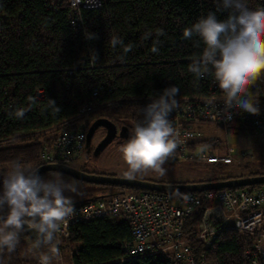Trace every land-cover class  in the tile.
Masks as SVG:
<instances>
[{"label":"trees","instance_id":"1","mask_svg":"<svg viewBox=\"0 0 264 264\" xmlns=\"http://www.w3.org/2000/svg\"><path fill=\"white\" fill-rule=\"evenodd\" d=\"M101 1V8L83 10L82 27L73 28L63 2L50 8L45 0H3L6 23L0 31V87L4 90V95H0V167L14 161L36 168L44 164V146L78 126L75 116L80 106L92 99L95 87H102L100 101L107 103L99 109L100 116L124 123L131 133L135 124L143 120L141 109L165 87L176 86L177 97L196 96L207 94L215 82L212 76L197 80L188 71L191 57L202 51L203 43L197 47V38L185 39L183 31L209 11L216 12L220 19L226 18L227 12L217 11V0ZM247 3L251 9L264 8V0ZM90 33L96 38H86ZM114 37L123 43L112 47L110 40ZM129 45L131 50L124 52ZM154 47L157 52L152 51ZM84 58L86 61L76 68ZM70 68H74L72 73ZM38 89L43 90L42 97L36 94ZM252 95L264 96V81L257 82ZM49 99L55 101L59 112ZM18 111H23V117L16 116ZM85 126L87 130L90 121ZM227 128L236 134L253 131L249 123L238 121L229 122ZM177 162L169 159L167 164ZM227 165L213 164L211 177L201 181L264 174V167L257 168L249 157L239 164L247 173L222 175ZM260 185L231 189L253 190ZM204 207L199 206L186 219L187 235H192L199 225ZM131 239V226L126 219L98 218L74 224L64 248L71 251V264H168L161 256L123 260V244ZM30 241L27 231L21 233L17 249L3 254L4 264H29L23 257L30 249ZM192 244L196 254L203 251L199 241ZM205 256L209 264H242L237 233L230 229L220 232L205 250Z\"/></svg>","mask_w":264,"mask_h":264},{"label":"built area","instance_id":"2","mask_svg":"<svg viewBox=\"0 0 264 264\" xmlns=\"http://www.w3.org/2000/svg\"><path fill=\"white\" fill-rule=\"evenodd\" d=\"M47 6L55 8L58 3L67 6V19L71 27H82V11L101 8V0H45ZM3 0H0V31L6 23ZM86 61L77 62L76 68ZM74 68H70L72 73ZM7 93L9 89H6ZM5 90V91H6ZM40 97L43 90L38 89ZM4 90L0 87V95ZM102 87H95L92 99L86 100L75 118L79 119L75 129L60 133L55 140L44 146L41 159L44 163L74 161L84 152L86 123L93 114L104 108ZM259 98V114L240 109L231 110L229 118L223 111V93L213 82L205 95L177 97L178 107L169 116L177 131L179 144L170 159L193 161L205 164L244 163L248 155L234 146H227L223 153L213 149L219 146L215 136L205 138L194 125L202 122L217 123L228 133L231 121L249 123L256 134L264 135V96ZM2 97V96H1ZM212 101V103H209ZM11 103L10 106H12ZM207 140V142H202ZM205 205L199 225L192 235L185 233V221L196 209ZM75 214L66 228L58 234L59 248L69 238L71 227L98 218H124L130 226L132 239L123 244L126 258L161 256L168 264H209L205 250L210 248L218 234L225 230L237 233L242 249V264H264V183L249 189H213L203 192L171 193L156 190H131L122 188L105 196L75 201ZM199 241L203 251L196 254L193 241ZM39 264V260L37 262Z\"/></svg>","mask_w":264,"mask_h":264},{"label":"clouds","instance_id":"3","mask_svg":"<svg viewBox=\"0 0 264 264\" xmlns=\"http://www.w3.org/2000/svg\"><path fill=\"white\" fill-rule=\"evenodd\" d=\"M217 11L227 12L226 18L209 11L183 31L185 39L197 38V47L203 43L202 51L191 57L188 71L197 80L213 77L223 93V111L229 118L233 109L259 114V98L252 96V88L264 81V8L251 9L247 0H217ZM86 38L96 36L90 33ZM122 43L118 37L110 40L112 47ZM130 50V45L124 47V52ZM178 94L179 89L169 85L141 109L142 122L135 124L129 139L119 148L127 176L150 171L166 174L164 165L179 144V134L169 119L178 107ZM49 100L59 112L55 101ZM23 115V111L16 113L18 118ZM50 175L46 179L39 168L14 161L0 177V264H4L5 252L11 254L17 249L20 234L29 230L35 234L33 251L47 247L38 256L39 264H52L61 256L58 234L74 216V197L81 192L75 178L66 180L60 172Z\"/></svg>","mask_w":264,"mask_h":264},{"label":"rangeland","instance_id":"4","mask_svg":"<svg viewBox=\"0 0 264 264\" xmlns=\"http://www.w3.org/2000/svg\"><path fill=\"white\" fill-rule=\"evenodd\" d=\"M105 114V113H103ZM102 115L101 110H97L90 122L96 117ZM197 132L201 133L205 138H210L215 136L219 139V146L216 151L223 153L227 146H234L240 152H246L248 157L251 158L253 164L257 167H264V135L256 134L254 131H246L244 134H236L233 132H225V129L217 123L213 122H202L194 125ZM105 133L104 127H99L94 135V142L103 136ZM127 140L123 142L116 143L112 141L106 146L102 154L98 158H92L91 155L84 150L81 156L74 160L69 161L70 165L78 168L85 169L87 172L94 174H104V175H116V176H127L125 173L127 171V165L122 158V154L119 148L122 144L126 143ZM11 163L0 167V177L7 173ZM209 164L193 161H179L173 164H165L166 174L164 176H159L154 172H148L146 174L137 175L133 178L150 180L155 182L163 183H186V182H199L204 178L211 177L212 171L210 170ZM58 171H47L41 174L46 179L51 178L50 174H55ZM62 173V172H60ZM247 173V170L241 169L238 163L229 164L222 169V175H240ZM64 174V173H63ZM129 177V176H127ZM64 178L72 179L73 177L64 174ZM79 182V188L81 195L75 196V201H79L87 198H94L99 195L106 194L111 190H116L114 187L101 186L98 184L87 183L76 179ZM66 195H73L72 193H66ZM32 243L30 241V249L23 258H26L30 263L37 264L38 256L40 252H46L47 247H42L41 249L32 250ZM64 241L62 243V248H60L61 256L53 260L52 264H71L70 257L71 251L64 248Z\"/></svg>","mask_w":264,"mask_h":264},{"label":"water","instance_id":"5","mask_svg":"<svg viewBox=\"0 0 264 264\" xmlns=\"http://www.w3.org/2000/svg\"><path fill=\"white\" fill-rule=\"evenodd\" d=\"M107 129L106 135L95 147L96 151H101L109 145L115 137L119 136L123 140H128L130 137V130L127 125H123L118 133L117 125L114 121L107 117L96 118L87 130L86 147L88 149L91 145V139L99 127ZM40 174L47 171H58L70 175L75 179L93 183L98 185H116V186H133L140 187L145 190L165 191L171 193H184V192H203L206 190L223 189V188H239L247 187L250 185L263 184L264 174L253 176H240L232 177L224 180L215 181H199V182H186V183H163L150 180H143L127 176L104 175L94 174L82 169H78L68 163L64 162H50L44 163L39 167ZM30 239L34 241L35 234L32 230L27 231Z\"/></svg>","mask_w":264,"mask_h":264},{"label":"flooded vegetation","instance_id":"6","mask_svg":"<svg viewBox=\"0 0 264 264\" xmlns=\"http://www.w3.org/2000/svg\"><path fill=\"white\" fill-rule=\"evenodd\" d=\"M99 117H107V116H98V117H96V118H99ZM95 118V119H96ZM107 118H109V117H107ZM95 119H93V121L95 120ZM110 119V118H109ZM112 120V119H111ZM93 121H91L90 122V125H91V123L93 122ZM113 121V120H112ZM116 123V125H117V128H118V133H119V131H120V129H121V127L123 126V125H125L124 123H118V122H115ZM102 127V126H101ZM105 128V127H104ZM98 129V128H97ZM88 130V129H87ZM97 131V130H96ZM96 131H95V133H96ZM106 132H107V129L105 128V133H104V135L103 136H101L99 139H97L96 140V142L93 144V142H94V135H95V133H94V135H93V137H92V139H91V145H90V148L88 149V147H86V144H85V149L84 150H87V152L91 155V157L94 159V158H98L101 154H102V152L104 151V149L103 150H101V151H96L95 152V147L97 146V144L103 139V137L106 135ZM130 134V133H129ZM114 140L116 141V143H120V142H123L124 140L123 139H121L119 136H117V137H115L114 138ZM113 140V141H114Z\"/></svg>","mask_w":264,"mask_h":264}]
</instances>
